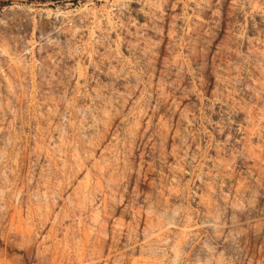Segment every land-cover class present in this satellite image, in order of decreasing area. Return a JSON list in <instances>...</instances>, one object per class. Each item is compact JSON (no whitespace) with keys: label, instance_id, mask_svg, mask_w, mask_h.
<instances>
[{"label":"rangeland","instance_id":"1","mask_svg":"<svg viewBox=\"0 0 264 264\" xmlns=\"http://www.w3.org/2000/svg\"><path fill=\"white\" fill-rule=\"evenodd\" d=\"M0 264H264V0H0Z\"/></svg>","mask_w":264,"mask_h":264}]
</instances>
